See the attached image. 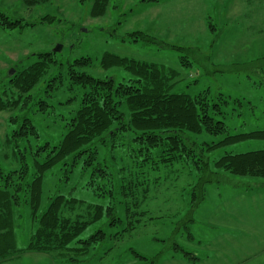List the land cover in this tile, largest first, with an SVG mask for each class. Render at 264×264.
<instances>
[{"label": "rangeland", "instance_id": "1", "mask_svg": "<svg viewBox=\"0 0 264 264\" xmlns=\"http://www.w3.org/2000/svg\"><path fill=\"white\" fill-rule=\"evenodd\" d=\"M91 3L92 0H51L27 8L21 0H0V12L10 20L34 23L21 29L0 27V85L11 69L13 73L22 69L35 60V52L53 51L56 45H61L57 59L89 57L91 65L85 71L91 75H113L116 81L131 77L121 69L99 65L102 54L108 52L172 70L175 77L171 93L195 95L208 89L212 94L227 96L223 121L231 133L264 129V0H110L106 12L98 17L89 15ZM46 14L58 20L40 23ZM135 31L158 42L133 41L130 33ZM64 97L65 93H58L55 100ZM77 103L56 106V111L73 110ZM9 115L0 111V166L6 171L18 167L16 148L12 141L8 142ZM35 120L39 143H56L60 139L62 130L52 126L50 118ZM194 138L209 142L221 136L201 134ZM18 146L26 153L23 141ZM262 148L264 140L250 139L217 148L209 158L214 160L224 152ZM60 176L55 169L43 178L40 210L55 190L81 201L82 206L74 210L80 214L88 205L105 206L111 200L106 193L99 195L102 180L94 178L88 169H76L65 183L59 180ZM196 178L195 170L184 163L152 172L148 180L151 188L141 207L146 213L139 217L140 223L118 241L104 242L85 264L147 263L131 249L147 258L157 256L155 264H264V239L259 236L264 231V178L224 173V182L207 184L204 202L192 212L194 222L189 224V231L194 239L188 241L183 219L191 198L188 188ZM121 210L118 207L120 214ZM13 216L15 246L22 248L34 229L30 211L27 206H18ZM98 228L108 234L117 230L107 227L103 218L82 237ZM174 242L199 259L181 257L171 249ZM111 245V250L103 253ZM0 264L67 263L44 253L27 252Z\"/></svg>", "mask_w": 264, "mask_h": 264}, {"label": "trees", "instance_id": "2", "mask_svg": "<svg viewBox=\"0 0 264 264\" xmlns=\"http://www.w3.org/2000/svg\"><path fill=\"white\" fill-rule=\"evenodd\" d=\"M21 1L27 8L51 2ZM109 1L92 0L89 15H103ZM42 19L40 23L58 20L49 14ZM33 25L22 19L10 20L0 12L2 29ZM130 35L133 41L158 42L140 31ZM57 52H35L33 62L6 75L0 85V111L10 114L8 142L12 141L18 159L16 169L6 171L0 166V263L27 252L44 253L67 264L90 262L104 242H116L134 230L139 217L146 213L141 207L151 188L149 175L175 163L190 165L197 174L188 188L191 198L183 219L188 241L194 239L189 224L194 222V210L205 200L207 184L224 182V173L264 178V148L209 158L217 148L250 139L264 140V129L229 132L223 121L227 96L212 94L208 89L195 95L171 93L175 77L172 70L108 52L102 54L99 65L121 69L131 77L125 81H116L113 75L96 77L85 71L91 65L89 57L57 59ZM58 93H65V99L55 100ZM74 101L78 103L73 110L57 113L56 106L66 107ZM235 102L240 105L239 100ZM36 118L39 122L50 118L52 126L60 127L62 133L56 143H39ZM201 134L221 138L199 142L194 136ZM19 141L26 144V153L19 149ZM55 169L60 171L62 183L69 181L76 169L90 170L94 178L102 180L99 195L106 193L110 202L105 206L88 205L80 214L74 210L82 206L81 201L55 190L40 210L43 178ZM18 206H27L34 227L22 248L15 246L13 210ZM103 218L107 227L117 230L108 234L98 228L82 237ZM112 247H106L103 253ZM171 249L187 260L199 259L176 242ZM131 252L146 264H155L157 256L147 258L133 249Z\"/></svg>", "mask_w": 264, "mask_h": 264}, {"label": "water", "instance_id": "3", "mask_svg": "<svg viewBox=\"0 0 264 264\" xmlns=\"http://www.w3.org/2000/svg\"><path fill=\"white\" fill-rule=\"evenodd\" d=\"M60 49H61V45H56V47L53 49V51H60ZM12 73H13V69H11L8 74L12 75Z\"/></svg>", "mask_w": 264, "mask_h": 264}, {"label": "crops", "instance_id": "4", "mask_svg": "<svg viewBox=\"0 0 264 264\" xmlns=\"http://www.w3.org/2000/svg\"><path fill=\"white\" fill-rule=\"evenodd\" d=\"M259 236H260L262 239H264V231L260 232V233H259ZM262 245H264V243H263ZM263 248H264V246H263Z\"/></svg>", "mask_w": 264, "mask_h": 264}]
</instances>
